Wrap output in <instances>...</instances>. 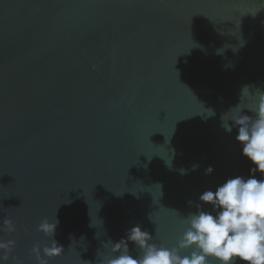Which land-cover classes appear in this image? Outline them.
<instances>
[{
	"label": "water",
	"instance_id": "95a60500",
	"mask_svg": "<svg viewBox=\"0 0 264 264\" xmlns=\"http://www.w3.org/2000/svg\"><path fill=\"white\" fill-rule=\"evenodd\" d=\"M0 264H264V0H0Z\"/></svg>",
	"mask_w": 264,
	"mask_h": 264
}]
</instances>
